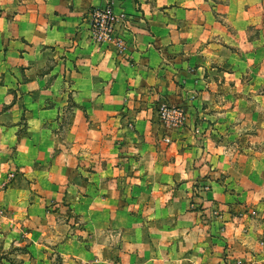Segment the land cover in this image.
Returning <instances> with one entry per match:
<instances>
[{
    "label": "crops",
    "instance_id": "0c3cea01",
    "mask_svg": "<svg viewBox=\"0 0 264 264\" xmlns=\"http://www.w3.org/2000/svg\"><path fill=\"white\" fill-rule=\"evenodd\" d=\"M111 229L116 264H264V0H0V264H103Z\"/></svg>",
    "mask_w": 264,
    "mask_h": 264
},
{
    "label": "built area",
    "instance_id": "2783aa9c",
    "mask_svg": "<svg viewBox=\"0 0 264 264\" xmlns=\"http://www.w3.org/2000/svg\"><path fill=\"white\" fill-rule=\"evenodd\" d=\"M128 26L127 14L116 13L111 4L94 7L90 11L89 31L92 42L111 45L117 53H123L126 50L124 35ZM156 113L162 127L167 131L181 127L186 120L185 110L180 105L159 103ZM162 139L165 142L170 141L167 134ZM204 189L208 190V185H205ZM219 214V211L214 210L215 217Z\"/></svg>",
    "mask_w": 264,
    "mask_h": 264
},
{
    "label": "rangeland",
    "instance_id": "374dc122",
    "mask_svg": "<svg viewBox=\"0 0 264 264\" xmlns=\"http://www.w3.org/2000/svg\"><path fill=\"white\" fill-rule=\"evenodd\" d=\"M172 130L173 129H169L168 131H172ZM205 185H208V190L204 189ZM211 191H212V186H211V184H209L208 181H205L202 179L196 181L192 186V191H191V195H190V202H189L190 209L196 210V211H201L203 216L210 215L211 217H215L214 210H216L218 212L219 211L218 209H214L211 206H203L204 204H206L210 201V198L208 197V195L211 193ZM64 205H66V204H64ZM207 209H209V214H208V211H205ZM219 213H220V211H219ZM58 214H59L60 219H64L66 222L69 221V222H67V224L70 227H73L74 231L76 233L78 231H82V230L86 229L84 227L83 220H81L79 217H76V214H74L72 212V208L65 207V208L61 209V207H60ZM219 216H220V214H219ZM78 235H80V237H81V234H78ZM110 236L111 237H110L109 242H108V244L111 246L110 254L106 255V257L101 259V260H103V262H102L103 264H116L115 263L116 262L115 249H116L117 244H116V239H115V232L112 229L110 230ZM97 238H98V236H96V239H93V241L90 242V245L92 247H93L92 243L93 244L99 243L100 236L98 239ZM20 250H23V248L15 247V251L18 252ZM56 264H62V260L60 259L59 261H56Z\"/></svg>",
    "mask_w": 264,
    "mask_h": 264
}]
</instances>
